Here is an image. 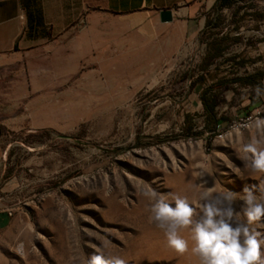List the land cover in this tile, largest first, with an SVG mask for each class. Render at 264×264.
I'll return each mask as SVG.
<instances>
[{
    "label": "rangeland",
    "instance_id": "1",
    "mask_svg": "<svg viewBox=\"0 0 264 264\" xmlns=\"http://www.w3.org/2000/svg\"><path fill=\"white\" fill-rule=\"evenodd\" d=\"M260 14L264 0L213 10L207 22L219 18L220 26L173 56L134 43L117 49L114 66H100L90 52L76 67H53V94H21L14 111L5 99L0 120L14 129L0 136V214L7 216L0 264H86L96 248L126 264H199L191 252L167 246L148 222L150 201L141 193L151 187L193 198L206 180L237 194L255 186L264 195V173L242 159L247 144L264 140V126L196 136L204 124L200 89L215 87L219 116L231 126L262 101L264 38L253 34L264 27ZM223 37L225 57L235 61L215 69L225 57L218 58L192 88L208 48ZM248 76H260L255 87L227 83ZM242 206L238 196L234 207ZM181 235L189 238L187 230Z\"/></svg>",
    "mask_w": 264,
    "mask_h": 264
},
{
    "label": "crops",
    "instance_id": "2",
    "mask_svg": "<svg viewBox=\"0 0 264 264\" xmlns=\"http://www.w3.org/2000/svg\"><path fill=\"white\" fill-rule=\"evenodd\" d=\"M216 3L217 0L0 2V116L5 99L6 107L14 111L20 107L21 94H53V67H76L90 52L100 66H114L117 49L131 48L134 43L173 56L184 43L198 38L207 13ZM162 10L172 11V22H160ZM253 34L264 38V27L259 26ZM0 129L14 127L0 120ZM6 220L7 216L0 214V228Z\"/></svg>",
    "mask_w": 264,
    "mask_h": 264
},
{
    "label": "clouds",
    "instance_id": "3",
    "mask_svg": "<svg viewBox=\"0 0 264 264\" xmlns=\"http://www.w3.org/2000/svg\"><path fill=\"white\" fill-rule=\"evenodd\" d=\"M261 94L264 90L257 89V95ZM255 126H264V121H256ZM243 151L245 167L264 173V140H253ZM206 185V180L196 185L193 198L145 188L141 194L150 201L148 222L162 231L170 249L179 255L191 252L199 264H264V195L257 196L255 186L237 194ZM238 196L243 201L239 211L234 207ZM185 230L189 232L188 239L181 235ZM86 264L126 261L120 255L106 256L96 248Z\"/></svg>",
    "mask_w": 264,
    "mask_h": 264
},
{
    "label": "trees",
    "instance_id": "4",
    "mask_svg": "<svg viewBox=\"0 0 264 264\" xmlns=\"http://www.w3.org/2000/svg\"><path fill=\"white\" fill-rule=\"evenodd\" d=\"M243 1L245 0H217V3L212 9V11L213 10L222 11L224 9H229V8H232L236 4L242 3ZM259 18H264V16L259 15ZM219 26H220L219 18H217L215 22L206 21V25L201 33L206 34L209 30L218 28ZM212 35L213 34L210 33V36ZM227 39H228L227 37H223L219 41L215 40V42L212 43V45L210 44L212 48L210 49L208 48L207 54L200 67V71H202V74L197 75L194 78V80L191 82L192 88L197 87L198 85H200L202 82L205 81V76L209 72L208 70L209 67L215 64L218 58L225 57V54L227 53L230 47V46L223 45V42L226 41ZM239 40L240 39L236 37L233 40V43L236 44L238 43ZM235 59H236L235 55L225 57L223 62L215 65V69H218L219 66L223 63L234 62ZM259 77L260 76H248L246 78L235 77L227 81V83L236 84V83L243 82V83H247L248 85L255 87V85H257L256 81L259 79ZM218 83L221 84V81ZM199 99L201 101V104L204 110L203 115H202L204 118V124H203L202 131H199L196 134V136L204 137L205 135H207V136L215 137L219 135V133L227 131L231 121L224 116H219L218 107H219L220 101H219V97L216 94L215 87L211 86V87L202 88L199 94ZM186 120L190 124L188 125V128H187L188 131H192L193 125L196 126V124L195 123L193 124L192 118L189 116H187ZM1 134H2V131L0 129V135Z\"/></svg>",
    "mask_w": 264,
    "mask_h": 264
},
{
    "label": "built area",
    "instance_id": "5",
    "mask_svg": "<svg viewBox=\"0 0 264 264\" xmlns=\"http://www.w3.org/2000/svg\"><path fill=\"white\" fill-rule=\"evenodd\" d=\"M4 0H0L2 2ZM264 120V94L262 95V101L257 105V107L252 111L250 115H248L245 118L241 119V122L239 124H233L231 126V123L229 124V129L238 128V127H249L250 125H255L256 121H263ZM227 130V131H228ZM226 132V131H225ZM223 133H219L216 137L222 138Z\"/></svg>",
    "mask_w": 264,
    "mask_h": 264
},
{
    "label": "water",
    "instance_id": "6",
    "mask_svg": "<svg viewBox=\"0 0 264 264\" xmlns=\"http://www.w3.org/2000/svg\"><path fill=\"white\" fill-rule=\"evenodd\" d=\"M159 19L161 23H170L173 20L171 10H162L159 12Z\"/></svg>",
    "mask_w": 264,
    "mask_h": 264
}]
</instances>
